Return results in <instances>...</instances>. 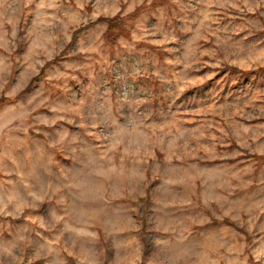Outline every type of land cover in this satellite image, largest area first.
<instances>
[{
  "label": "rangeland",
  "instance_id": "rangeland-1",
  "mask_svg": "<svg viewBox=\"0 0 264 264\" xmlns=\"http://www.w3.org/2000/svg\"><path fill=\"white\" fill-rule=\"evenodd\" d=\"M0 264H264V0H0Z\"/></svg>",
  "mask_w": 264,
  "mask_h": 264
},
{
  "label": "trees",
  "instance_id": "trees-1",
  "mask_svg": "<svg viewBox=\"0 0 264 264\" xmlns=\"http://www.w3.org/2000/svg\"><path fill=\"white\" fill-rule=\"evenodd\" d=\"M116 25H117V24H116ZM116 25H115V26H116Z\"/></svg>",
  "mask_w": 264,
  "mask_h": 264
}]
</instances>
